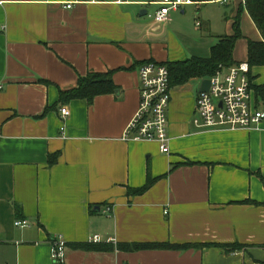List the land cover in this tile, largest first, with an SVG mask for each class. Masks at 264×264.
Returning a JSON list of instances; mask_svg holds the SVG:
<instances>
[{"label":"crops","instance_id":"1","mask_svg":"<svg viewBox=\"0 0 264 264\" xmlns=\"http://www.w3.org/2000/svg\"><path fill=\"white\" fill-rule=\"evenodd\" d=\"M66 1L0 0V264H61L51 252L56 235L68 245L64 264H264V183L257 174L264 175V120L251 128H198L197 96L202 80L211 77H194L171 89L169 153L156 141L123 138L139 107V69L146 61L207 58L221 36L235 34L238 22L233 58L235 64L248 62L249 41L264 38L245 0H193L181 13L171 10L165 21L151 15L157 0L70 9ZM217 4L224 6L222 33L202 14ZM191 5L196 12L186 9ZM243 11L258 32L253 38L242 29ZM90 72L110 73L117 90L92 102H61L60 92ZM249 78L264 110L254 88L264 85V64L251 66ZM57 152L50 165L49 155ZM148 173L156 178L153 185L129 194L145 184ZM17 206L30 226L15 225ZM96 235L115 246L245 247L227 252L217 245L137 251L70 246L94 243L90 238Z\"/></svg>","mask_w":264,"mask_h":264},{"label":"built area","instance_id":"2","mask_svg":"<svg viewBox=\"0 0 264 264\" xmlns=\"http://www.w3.org/2000/svg\"><path fill=\"white\" fill-rule=\"evenodd\" d=\"M129 3L130 0H68L64 7L70 9L79 3ZM158 5L151 14L157 21H165L171 10L182 5L191 4L193 0H157ZM145 3V2H143ZM148 4L150 3L147 2ZM250 64L240 62L228 67H222L213 75L208 91L197 96L194 124L200 129L215 128H251L264 120V110L258 108L254 98L251 80L249 78ZM140 73V103L134 117L128 124L125 140L156 141L163 153H169L170 140L168 134V108L171 102L170 72L168 67L156 61H146L139 69ZM64 117L69 115L67 106L61 108ZM62 134L66 133L65 122L61 125ZM112 206H107L105 212L110 214ZM167 213V212H166ZM18 227L30 226L27 219L17 218ZM90 242H100L98 235L90 238ZM52 257L64 264L66 256V241L62 235H56L53 240Z\"/></svg>","mask_w":264,"mask_h":264},{"label":"trees","instance_id":"3","mask_svg":"<svg viewBox=\"0 0 264 264\" xmlns=\"http://www.w3.org/2000/svg\"><path fill=\"white\" fill-rule=\"evenodd\" d=\"M245 9L251 15L257 28L264 38V0H245ZM241 36L240 26L236 23V31L231 36H221L218 43L211 49V55L207 58L192 57L184 62H168L167 65L170 72L171 87L182 84L194 77H212L222 67L234 65L236 62L233 58L235 44ZM248 62L251 66L264 64V40L253 41L248 43ZM118 86L113 82L110 73L90 72L86 75L79 76L77 86L71 89L62 90L60 92V101L67 102L72 99H86L92 102L95 97L102 94L113 93ZM256 97L264 100V85H255ZM59 153L49 155V163L53 165L58 160ZM190 163V162H188ZM174 168V167H173ZM258 176L264 183V175L257 172ZM148 173L147 181L141 187L130 188L129 194H141L147 191L155 182ZM21 208L17 206V213L20 218ZM222 246L227 252L242 250L245 245L240 243H171V242H153V243H119L116 246L113 243H88L79 242L72 243L70 246L75 249L91 250V251H112L115 247L126 251H137L142 249H171L185 250L190 248H201L207 246Z\"/></svg>","mask_w":264,"mask_h":264},{"label":"rangeland","instance_id":"4","mask_svg":"<svg viewBox=\"0 0 264 264\" xmlns=\"http://www.w3.org/2000/svg\"><path fill=\"white\" fill-rule=\"evenodd\" d=\"M150 9L153 8V6H147ZM195 8V12H196V6L195 5H191V6H187V10L191 11ZM222 8L224 9V6L222 5H209V6H205L202 9V14L204 17L210 18L212 20V24H213V30H220L219 32L222 33L224 32V28H225V23L223 22L222 18H221V11ZM179 12L181 13V10L179 9ZM147 16V15H146ZM195 22V21H194ZM242 29L244 31V34L248 35L249 37L253 38V36H256V34H258V32L256 31V29L253 26L252 21L250 20L249 16L246 14L245 11H243L242 14V23H241ZM67 243H66V250H67Z\"/></svg>","mask_w":264,"mask_h":264},{"label":"water","instance_id":"5","mask_svg":"<svg viewBox=\"0 0 264 264\" xmlns=\"http://www.w3.org/2000/svg\"><path fill=\"white\" fill-rule=\"evenodd\" d=\"M211 84V80L209 78H205L202 80L201 87L199 89V94L203 91H208Z\"/></svg>","mask_w":264,"mask_h":264}]
</instances>
